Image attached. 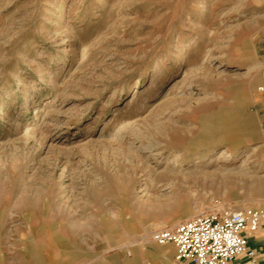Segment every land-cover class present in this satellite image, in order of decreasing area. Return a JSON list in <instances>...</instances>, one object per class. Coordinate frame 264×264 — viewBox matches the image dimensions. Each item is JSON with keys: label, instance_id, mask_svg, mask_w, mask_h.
Here are the masks:
<instances>
[{"label": "rangeland", "instance_id": "374dc122", "mask_svg": "<svg viewBox=\"0 0 264 264\" xmlns=\"http://www.w3.org/2000/svg\"><path fill=\"white\" fill-rule=\"evenodd\" d=\"M257 1L0 0L2 264H24L28 214L38 203L62 217L56 264H136L140 244L155 251L146 242L155 244L157 230L217 209L264 210V200L245 197V187L264 186V89L247 90L236 120L250 135L198 145L218 110L201 102L230 99L219 83L251 70L237 65L239 51L262 67L264 85ZM246 24L251 31L239 38ZM207 155L212 173L239 177L234 194L221 178L190 186L177 176ZM168 164L174 173L157 179ZM124 179L134 182L133 210L111 200L110 184ZM181 197L195 214L164 224L184 209L175 204ZM24 200L33 210L18 207ZM108 227L121 238L111 239Z\"/></svg>", "mask_w": 264, "mask_h": 264}, {"label": "bare ground", "instance_id": "6f19581e", "mask_svg": "<svg viewBox=\"0 0 264 264\" xmlns=\"http://www.w3.org/2000/svg\"><path fill=\"white\" fill-rule=\"evenodd\" d=\"M257 9H264V1H257ZM260 26H264V18L258 21ZM207 27V26H206ZM251 31V27L249 25H243L240 27L237 35L239 38L242 36H246ZM247 39H243V47L247 49ZM238 56L243 59V61H236L237 65L241 66H250V71L244 74H237L235 76H231L219 83L220 87L226 89L228 94L232 100L228 98H217L216 102L211 99L203 100L200 104V108L204 111H210L214 109V106L217 104L218 110L215 111L217 113L215 122L206 123L201 130V144L200 146H209L215 142H230V143H237L241 140L240 133L241 131H245L243 125L241 123H237L236 120L238 118V114H241L242 110H244V106L248 104V92L247 90L256 88L257 90H263L264 85L262 83V67H253L252 65L255 59L252 57L250 58L247 56L246 51H239ZM165 80H163V83ZM260 87V89H259ZM205 123V122H204ZM162 125L163 122L156 125L155 136L160 135L162 133ZM246 135H250L251 132L245 131ZM169 141L182 143L181 140L172 139L169 137ZM196 150V147H186L187 151ZM212 155H207L196 159V162L203 163L202 166L199 168H193L189 171L183 169V166L180 167L181 175L177 174L183 179V183H188L190 186H194L200 182V178L202 177H214V178H221L224 182L226 188H228V192L234 194L236 191V186H231L230 183H233L235 179H239V177L229 176V177H222L218 174L212 173L210 170L213 168V165L210 162H207V159L212 158ZM198 160V161H197ZM207 162V163H206ZM168 169L163 172L157 173V179H164L169 177V175L173 172L172 167L168 164ZM240 180V179H239ZM244 180V179H241ZM236 182V181H235ZM112 196L111 200L113 203L123 204L127 210H133L138 208L135 204V199H132L131 194L134 190V182L132 179H124L115 181L110 184ZM246 188V198L250 200H264V186L262 184H257L256 186L252 187H245ZM233 190V191H232ZM235 190V191H234ZM115 195V196H114ZM258 198V199H257ZM97 202V203H96ZM96 206L98 209H101L100 203L96 201ZM176 207H180L183 209L180 213L176 214L175 216L169 218L167 221L163 223H177L184 217H191L195 212L188 207V200L185 197H181L176 200ZM174 204V205H175ZM37 205V206H36ZM29 201L24 200L22 203L18 204V207H28L29 209L34 208L32 212L28 214V219L33 226L29 229V232L25 235L24 245H23V255H24V264H56L57 258L59 256V252L56 251V241H57V234L59 233V229L61 226L62 217L57 214H49L46 212L43 204L38 203L36 204ZM39 206V207H38ZM17 207V206H16ZM140 215V214H139ZM138 217V216H137ZM140 217V216H139ZM138 217V218H139ZM149 217L148 215L141 214L140 218ZM144 227V226H143ZM144 233L147 234L150 230L149 226H145L143 228ZM108 235L111 239L119 240L122 234L114 229L108 227L107 229ZM149 238L148 235L144 236V240ZM41 243V244H40ZM145 243V242H144ZM143 243V244H144ZM40 244V245H39ZM143 244H140L137 247L134 256L130 258L132 263H136L140 261L142 263L145 262L147 258V253L145 251L146 247ZM146 244H150L156 248H160L156 245V243H152L147 241ZM44 246H47L46 248ZM161 246V245H160ZM2 257L0 256V264H2Z\"/></svg>", "mask_w": 264, "mask_h": 264}, {"label": "built area", "instance_id": "2783aa9c", "mask_svg": "<svg viewBox=\"0 0 264 264\" xmlns=\"http://www.w3.org/2000/svg\"><path fill=\"white\" fill-rule=\"evenodd\" d=\"M263 222V209H217L175 228L157 230L152 241L158 245L174 244L176 264H231L238 256H254L248 246L249 237L259 231Z\"/></svg>", "mask_w": 264, "mask_h": 264}, {"label": "crops", "instance_id": "0c3cea01", "mask_svg": "<svg viewBox=\"0 0 264 264\" xmlns=\"http://www.w3.org/2000/svg\"><path fill=\"white\" fill-rule=\"evenodd\" d=\"M249 248L254 250V256L241 255L235 258L231 264H264V222L259 231L249 237ZM177 248L174 244L161 245L160 248L155 247V251L147 253L145 260H150L152 264H176ZM137 261L136 264H139ZM144 262V263H145ZM140 262V264H144Z\"/></svg>", "mask_w": 264, "mask_h": 264}]
</instances>
